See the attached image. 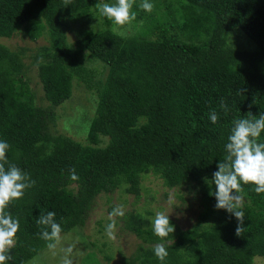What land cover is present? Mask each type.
<instances>
[{
  "label": "trees",
  "instance_id": "trees-1",
  "mask_svg": "<svg viewBox=\"0 0 264 264\" xmlns=\"http://www.w3.org/2000/svg\"><path fill=\"white\" fill-rule=\"evenodd\" d=\"M110 1L70 0L66 7L64 0H0V38L24 28L32 40L47 31L49 42L35 56L45 107L34 102L20 56L0 44V140L10 145L5 167L15 165L35 181L5 209L20 224L7 264H26L47 248L37 224L42 214L54 212L66 234L84 225L101 193L124 187L139 198L148 174L170 189L196 186L203 209L194 226L176 227L164 241V264L264 259V193L242 185L244 231L237 236L239 221L216 209L210 195L215 185L205 182L226 155L233 121L264 112V0H178L177 27L170 13L167 19L154 8L140 34L121 36L109 28L85 32L71 49L66 34L72 20ZM234 30L254 49L229 46L227 33ZM89 60L104 64V78L93 80L84 66ZM76 78L97 96L85 144L51 132L55 108L70 98ZM212 110L219 116L216 124L209 119ZM260 139L264 142V134ZM73 168L77 181L69 179ZM123 219L124 228L142 241L129 264H161L153 251L161 241L150 221L133 212Z\"/></svg>",
  "mask_w": 264,
  "mask_h": 264
},
{
  "label": "rangeland",
  "instance_id": "rangeland-1",
  "mask_svg": "<svg viewBox=\"0 0 264 264\" xmlns=\"http://www.w3.org/2000/svg\"><path fill=\"white\" fill-rule=\"evenodd\" d=\"M177 1L148 0L154 5L153 9L155 8L157 13L167 15V19L171 15L169 20L175 27L178 25V22L174 20L177 13ZM142 2L143 0H135L133 11L136 13V19L131 25L124 28L115 26L111 21L110 24H107V18L101 16L97 8H91L84 16L75 17L66 34L68 46L74 49L77 42L83 39L85 32H96L105 28H109L121 36L140 34L144 29L146 30L148 23L145 15L149 13L140 8ZM108 3L114 4L115 0ZM173 33L185 40L181 36L183 34L181 31L174 29ZM151 35L156 38V32ZM226 40L229 46L241 50L251 51L255 46L246 36L236 30L228 32ZM48 43L47 31L32 40L24 28L16 31L11 38H0V44L17 53L26 66L23 76L28 81L35 104L39 107H45L48 103L44 99L42 85L38 78L35 56L42 47H47ZM84 66L92 75L93 80L102 79L106 74L104 64L98 60L85 61ZM96 102L97 96L94 90L88 89L81 80L74 79L70 98L55 108L56 124L51 132L85 144ZM106 142L107 139L102 137L100 146H104ZM140 184L139 198L125 193L124 187L109 194L101 193L95 198L88 211L84 225L66 234H61L64 238L62 246H67L69 243L76 244L72 256L74 264H129L130 261H135L137 248L142 244V241L124 228V217L115 218L117 224L115 239H109L105 232L106 225L110 223L109 213L118 205L124 207L125 215L129 212L142 215L150 221L151 226L157 211H164L168 214L174 227L180 231L190 229L198 222V215L203 209L196 186L184 185L170 189L164 186L158 176L153 174L144 176ZM169 194L174 197L172 205L168 204ZM62 255L63 253L57 249V255L53 256L51 251L46 248L26 264H60ZM253 264H264V259L255 257Z\"/></svg>",
  "mask_w": 264,
  "mask_h": 264
},
{
  "label": "clouds",
  "instance_id": "clouds-1",
  "mask_svg": "<svg viewBox=\"0 0 264 264\" xmlns=\"http://www.w3.org/2000/svg\"><path fill=\"white\" fill-rule=\"evenodd\" d=\"M67 7L70 0H64ZM135 0H115L114 4L98 3L96 8L99 14L106 17L115 26L124 28L131 25L136 19V13L132 11ZM154 5L148 0H143L140 4L146 12H151ZM115 30V29H114ZM87 64V63H86ZM242 91H238V95ZM220 107L227 113L228 106L221 101ZM209 119L213 124L219 120L215 110L209 113ZM264 134V112L253 116L251 112L246 117L237 118L233 121L231 134L228 143L225 145L226 155L218 164V171L213 173L212 180H205L211 187L215 185V190L210 192L217 203V210H225L239 221L236 228V235L241 236L244 231V195L242 185H254L257 194L264 193V142L261 136ZM10 145L6 141L0 140V264H7L12 259L11 250L16 243L17 233L20 229L19 219L13 218L5 209L13 202L20 200L26 189L35 185V181L15 165L8 164L6 153ZM69 179L79 180L76 170H70ZM174 203V197L169 194L168 204ZM125 211L122 205L113 208L109 213L110 223L106 225L105 232L109 239H115L117 227L116 217H124ZM37 224L43 226L40 234L41 239L47 242V248L52 255H57V249L63 253L60 264H74L72 259L75 243L62 246V228L55 222V213L48 212L42 214L37 220ZM152 230L161 241L154 245L153 251L157 259L164 264L168 255L164 241H167L170 234L175 232V227L169 219V215L164 211H157L152 219Z\"/></svg>",
  "mask_w": 264,
  "mask_h": 264
}]
</instances>
